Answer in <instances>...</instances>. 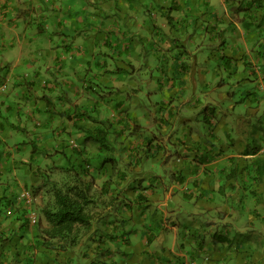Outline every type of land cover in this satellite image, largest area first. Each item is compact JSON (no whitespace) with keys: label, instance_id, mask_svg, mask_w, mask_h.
<instances>
[{"label":"crops","instance_id":"0c3cea01","mask_svg":"<svg viewBox=\"0 0 264 264\" xmlns=\"http://www.w3.org/2000/svg\"><path fill=\"white\" fill-rule=\"evenodd\" d=\"M261 3L0 0V86L15 81L27 94L22 113L1 116L0 144L15 137L19 116L40 130L32 141L44 151L37 156L33 148L29 169L27 154L14 158L0 145V264H178L172 248L183 264H264V175L254 164L264 157ZM153 25L162 30L152 43ZM207 57L224 63L225 77L226 57L243 73L223 90L227 81L215 86ZM250 61L257 84L248 79ZM88 116L109 129L115 146L107 162L74 124H96ZM249 125L252 138L244 134ZM46 152L48 169L39 165ZM39 167L52 175L49 184ZM72 173L91 188V222L77 225L74 241H49L50 223L36 225V211L27 213L31 226L23 224V195L41 185L46 198L51 183Z\"/></svg>","mask_w":264,"mask_h":264},{"label":"trees","instance_id":"16d2710c","mask_svg":"<svg viewBox=\"0 0 264 264\" xmlns=\"http://www.w3.org/2000/svg\"><path fill=\"white\" fill-rule=\"evenodd\" d=\"M264 3H261L260 5L263 6ZM151 22L154 20L149 18ZM263 22H260L258 26L263 25ZM256 24V25H257ZM254 21H247L246 26L247 27H254ZM152 27V28H151ZM177 27V26H174ZM151 28V32H148L149 34H152V43L155 40V35L157 34L155 32H159L162 30V27L159 30V26H148V29ZM177 29V28H175ZM174 29V30H175ZM172 30V31H174ZM164 31V30H163ZM168 34V32H165ZM171 35V33H170ZM258 57V61L262 63L261 65L264 66V52L260 51ZM225 63L228 67H234L235 63L233 62L231 57H226ZM252 65H256L255 62H246V66L250 67L252 69ZM251 75L253 77L248 76L249 80H252L255 83L257 82L258 79L255 78L257 77L255 74L257 71L252 69ZM255 73V74H254ZM258 74V73H257ZM232 74H226V79H229ZM225 78V76L223 75ZM223 81V79L221 80ZM225 81V79H224ZM254 86V85H253ZM247 91H252L250 87L246 89ZM245 90V91H246ZM254 90V87H253ZM70 119L74 120L78 116H68ZM81 117H85V114L82 112L80 113V116L77 118V120ZM96 123L93 126L92 125H86V124H81L77 120H75V123L78 128H81L82 130H85L87 132L86 139L88 140H93L96 144H98L102 149H104V159L103 161L107 162L109 159L112 157V154L109 153L115 146L114 142L111 141L109 137V129L102 121H100L97 117H92L88 116ZM98 122V123H97ZM263 147V146H262ZM108 150V151H107ZM254 164L256 167V171L259 173L260 176L264 175V157L257 156L254 159ZM44 169L39 167V172H42V179L46 181V185L50 183V179L52 175H46L43 171ZM74 173H72L71 180L64 177V182L63 184H60V181L55 180L53 183H51V187H49L48 191H46V198H43V204L40 206H37L35 201V197L31 199L25 198V200L28 202H22L21 207L22 208V213L23 218L25 219L23 224L27 227L31 226L32 223V217L27 213H31L33 210L36 211V213L39 215L37 218H35V224L40 225L41 221L43 219L47 220L50 223V228L47 230V236H45V239H57V240H72L74 241L75 238L78 237L77 232V225L82 224V225H87L91 222V214L89 211H87V205L89 203L95 202V199L91 197V188L89 185H84V183H79V180L74 179L75 176ZM76 180L77 182L73 183ZM34 188V187H33ZM41 188V185L39 186ZM30 189V188H29ZM48 193V194H47ZM92 199L94 201H92ZM14 215V213H13ZM24 227V230L27 232ZM24 232V231H23ZM20 232L17 234L18 238H22L25 236L26 232ZM11 234H7V240L8 239H13L16 236V232L13 237L10 236ZM42 231H36V234L32 236L36 240L39 241V239L42 236Z\"/></svg>","mask_w":264,"mask_h":264},{"label":"rangeland","instance_id":"374dc122","mask_svg":"<svg viewBox=\"0 0 264 264\" xmlns=\"http://www.w3.org/2000/svg\"><path fill=\"white\" fill-rule=\"evenodd\" d=\"M219 4L222 5L221 3H219ZM219 10L221 12H223L226 9L219 8ZM207 41H208V39H207ZM158 42H159V40H158ZM159 44L161 46L167 47L163 42H161ZM150 47H153V46H150ZM172 48H173V46H171L169 49H172ZM221 60H223V59H221ZM205 61L206 62L210 61V65L208 64L209 67L211 65L214 67L215 75L214 74L213 75L215 77H214L213 80H214L215 86L219 87V83H220V81L222 79H225V81H227L224 84L223 88H222L223 90H227V89H229L231 87V82H230L231 79H234V77L237 78L239 75L241 76L242 73H243L242 70L237 71L240 67H242V63L234 62L235 63V66H234L235 70L233 72H232V68L230 69L229 67L226 66V70L228 71V73H231L233 75L232 77H229V79H226L227 77L223 78L224 63L222 61H218V60L215 61V59L210 60L208 57L206 58ZM212 70H211V72H212ZM13 74L16 75V72H14ZM14 83H15V81L14 82H10L8 89L7 88H3L2 86H0L3 89L0 92V125L2 124V121H1L2 120L1 116L2 115L12 116L10 111H13L14 115L12 117L5 118L6 120H12V118L14 116H17L19 112L22 113V110H25V106L21 102L23 100L22 99L23 97H25V98L27 97V94H25V93H21L20 94L21 87L19 86V83L17 84V86H15ZM158 93L159 92H157L155 94L158 95ZM5 99H6V101L8 100L7 101V105L2 104V100H5ZM224 101H226V99ZM9 104L12 105V108H9V106H8ZM37 115H38V116H36L37 119L41 120L40 119V118H42L41 113L39 112ZM18 119L19 120L16 121V127L18 129H12V123H11V132L13 133L11 135H13L15 137L12 138V139L11 138H5V142L3 144H0V145H1V147H3L2 151H6L5 149H9L10 148L12 153H13L14 158H18V159L20 157L23 158L27 154V159L25 160V162H26V165L28 166V168L31 169V166H34V164L36 162L35 159H34V163L31 161V159L33 158V157H31L33 148H34V152L37 153V156L40 155V153H44V151L42 150V148H43V146H42L43 144L42 143L43 142H41V143L38 142L39 145H34V142L32 141V140H34V141L37 140L36 139V135L39 134L40 130L38 131V129L34 127V124L31 125V121H30V126H28V122L27 121H25V120L21 121L19 116H18ZM194 121L197 122L196 116L194 118ZM248 121H250V120H248ZM74 124L76 125L75 122H74ZM200 125H202V124L198 123L195 126L196 127H198V126L200 127ZM255 125L258 126V121H255ZM19 127H22V128L28 127L29 129H28L27 133L24 134L23 129L19 130ZM207 127H208L207 130H204L206 133L203 131V138L202 139H205V137H206V135L208 133L209 126L207 125ZM246 131L244 132V134H246V136H249L250 138H252V136H253L252 132L254 131L252 125H249V127L246 129ZM157 133H159V132H157ZM31 135H33L34 137L31 138L30 137ZM16 136H18V137H16ZM38 139H40V138H38ZM12 140H13V142H12ZM24 142H25V144H24ZM21 146L22 147L25 146L26 149H23V148L20 149ZM171 149H173L174 151H177V146H171ZM46 154H47V156L44 154V155H42L40 157L39 165L44 167V168H46V169H48V165H51L53 163L52 159H50L52 154L50 152H46ZM176 154H177V152H176ZM37 156H34V158H36ZM20 171H23L25 173L24 167H22L20 169ZM43 171H45V170H43ZM153 171L154 172L155 171L158 172L159 170H158V168L154 167ZM144 174L145 175H150V171H145ZM41 182H42V180H41ZM28 187H30L29 196L31 198L35 197V201L34 202H36L37 206H40V204L42 202V198H43L42 188L41 189L40 188H33L31 186H28ZM26 194H28V193H26ZM9 217H11V216H9ZM223 228H225L224 225H223ZM44 233L47 234V230ZM77 234H78V237H79L80 236V231L79 232L77 231ZM172 235H173V233H172ZM173 245H175L174 241H173ZM173 245H172V247H173ZM179 247H180V245L178 244L177 248H179ZM176 253H177V251L172 248V252H171L170 256L173 257L178 262V264H183L182 258L179 257ZM188 256H190V255H188ZM78 258L79 257H77V259ZM85 264H87V263H85ZM88 264H91V263L88 262Z\"/></svg>","mask_w":264,"mask_h":264},{"label":"built area","instance_id":"2783aa9c","mask_svg":"<svg viewBox=\"0 0 264 264\" xmlns=\"http://www.w3.org/2000/svg\"><path fill=\"white\" fill-rule=\"evenodd\" d=\"M23 197L24 198H27L28 200L31 199V197L29 196V194H26V193L23 195Z\"/></svg>","mask_w":264,"mask_h":264},{"label":"clouds","instance_id":"9594fccd","mask_svg":"<svg viewBox=\"0 0 264 264\" xmlns=\"http://www.w3.org/2000/svg\"><path fill=\"white\" fill-rule=\"evenodd\" d=\"M0 24H1V22H0ZM2 87H3V88H6V87H7V84H6V83L3 84Z\"/></svg>","mask_w":264,"mask_h":264}]
</instances>
